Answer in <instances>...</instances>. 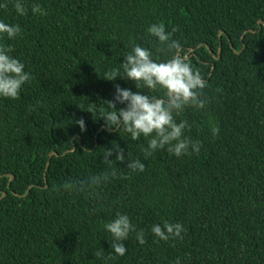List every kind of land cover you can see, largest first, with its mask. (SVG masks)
Returning <instances> with one entry per match:
<instances>
[{
    "label": "trees",
    "instance_id": "16d2710c",
    "mask_svg": "<svg viewBox=\"0 0 264 264\" xmlns=\"http://www.w3.org/2000/svg\"><path fill=\"white\" fill-rule=\"evenodd\" d=\"M34 2L47 14L0 9L22 29L0 43L32 75L19 98H0V264H264V0ZM160 22L176 29L172 39L208 81L207 102L176 117L192 125L185 135L199 153L177 158L165 148L145 159L147 140L109 129L99 113L116 85L137 91L124 78L104 79L134 44L166 57L147 32ZM117 144L145 170H128L127 159L104 163ZM105 173L107 182L90 184ZM118 212L146 243L130 233L126 254L109 257L104 224ZM165 220L184 226L183 239L155 237L152 225Z\"/></svg>",
    "mask_w": 264,
    "mask_h": 264
},
{
    "label": "clouds",
    "instance_id": "9594fccd",
    "mask_svg": "<svg viewBox=\"0 0 264 264\" xmlns=\"http://www.w3.org/2000/svg\"><path fill=\"white\" fill-rule=\"evenodd\" d=\"M11 3L18 16L27 15L29 8L33 15H46V10L39 3H29V0H0V9H6ZM165 29L163 22L153 23L147 32L161 46L157 51L166 53L164 59L154 58L151 48L134 44L125 56L120 68H114L105 74L106 80L115 81L117 77L134 82L137 91L129 88L115 86L113 99L108 102V110L99 113L109 129H123L129 139L138 141L141 137L147 140V147L142 149L145 159L157 150L167 148V151L179 158L190 153H199L201 144L194 141L185 133L192 127L187 120L177 121L176 117L186 108L203 109L207 102L204 89L208 81L201 74L200 69L194 68L187 56L182 54L183 45L179 40L172 39L173 32ZM22 33L21 26L9 23L0 18V41L5 37L13 40ZM12 47L0 43V98L17 99L23 87L30 82L32 75L26 71V65L17 57L11 55ZM148 90L147 92L145 91ZM140 90H143L140 91ZM157 93L155 95L150 93ZM117 104L124 105L117 108ZM92 113V111L89 110ZM81 132L87 130L83 118L75 121ZM219 133L218 127L212 128V134ZM114 159H110L113 157ZM103 162L110 167L113 161L123 163L127 159V169L132 172H143L145 163L133 158L125 152L119 144L112 148H105ZM111 176H116L115 169ZM109 174H101L89 178L90 184L100 185L107 182ZM65 188L74 187L65 184ZM104 229L111 234L110 247L112 252L108 255L124 256L127 248L124 241L128 240L130 233H135L138 244L146 243L143 230H137L131 218L126 213H116L115 218L104 224ZM185 228L180 223L167 220L153 224L151 232L159 240L183 239ZM102 253H97L101 256ZM176 264H180L179 259Z\"/></svg>",
    "mask_w": 264,
    "mask_h": 264
},
{
    "label": "water",
    "instance_id": "95a60500",
    "mask_svg": "<svg viewBox=\"0 0 264 264\" xmlns=\"http://www.w3.org/2000/svg\"><path fill=\"white\" fill-rule=\"evenodd\" d=\"M260 24H264V22L263 21H260ZM249 32H251V33H254V31L253 30H250V31H247L245 34H244V37L247 35V33H249ZM224 34V32L223 31H221L220 32V40H221V37H222V35ZM229 42H230V39H229ZM201 46H199V48H200ZM208 48V47H207ZM233 48V50L235 51V52H237L238 54H240L241 53V51H236V49L234 48V47H232ZM210 50V49H209ZM221 51H222V43L220 44V48H219V52H218V56L216 57V56H214L215 57V59L216 60H219L220 58H221ZM190 52H192V53H194L195 52V49H192ZM211 53H212V51H210ZM187 58L189 59V56H187ZM54 155H57V153H55V152H53L52 154H51V156L53 157ZM11 178L12 179H14V176H12L11 175ZM6 196V193H4L3 194V197H5ZM2 197V198H3Z\"/></svg>",
    "mask_w": 264,
    "mask_h": 264
}]
</instances>
